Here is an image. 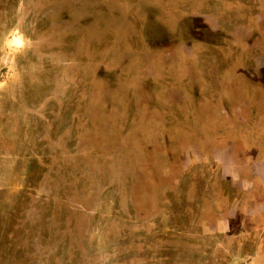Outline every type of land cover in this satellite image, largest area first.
I'll return each instance as SVG.
<instances>
[{"label":"rangeland","instance_id":"rangeland-1","mask_svg":"<svg viewBox=\"0 0 264 264\" xmlns=\"http://www.w3.org/2000/svg\"><path fill=\"white\" fill-rule=\"evenodd\" d=\"M203 2L0 0V264H264V184L190 168L154 80Z\"/></svg>","mask_w":264,"mask_h":264},{"label":"crops","instance_id":"crops-1","mask_svg":"<svg viewBox=\"0 0 264 264\" xmlns=\"http://www.w3.org/2000/svg\"><path fill=\"white\" fill-rule=\"evenodd\" d=\"M259 4L255 17L261 29L249 22V11L245 22L233 25L223 13L229 6L221 1L185 17L178 25L182 38L176 54L168 59L167 71L156 69L154 79L170 85L161 86L164 107L172 112L170 126L182 133L178 137L196 150L187 153L190 168L216 165L249 198V184L254 197L264 184V159L254 151L264 138L258 129L264 127V0ZM254 210L264 219V203Z\"/></svg>","mask_w":264,"mask_h":264},{"label":"flooded vegetation","instance_id":"flooded-vegetation-1","mask_svg":"<svg viewBox=\"0 0 264 264\" xmlns=\"http://www.w3.org/2000/svg\"><path fill=\"white\" fill-rule=\"evenodd\" d=\"M204 2L202 3L203 4V6H202V8H204V10L205 9H208L209 8V6H210V4H211V6H214L213 5V3L215 4L216 2H219L218 0H216V2H214V1H212V3H210L209 4V0H203ZM260 1H262V0H259V2ZM221 2H224L223 0L221 1ZM225 3V2H224ZM240 3H242V4H244V6L246 5L244 2H241V1H239V2H235V3H225V4H228L229 5V8L226 10L227 12L231 9V10H236V11H239V9L238 8H236V7H238V6H240ZM249 3H251V2H249ZM257 2H255L254 4H256ZM254 4H248V5H246L248 8H249V10H250V14H249V22H254V24L255 25H258L259 27H258V29H261V26H262V24H260V23H258V24H256V14L259 12V11H256V9H255V6H258L257 4L256 5H254ZM227 5V6H228ZM241 6H243V5H241ZM259 6H261L260 4H259ZM246 7V8H247ZM247 8V9H248ZM184 11H185V8L183 9ZM193 10H191V12L190 13H184L185 14V17H187L188 15H191V14H193V12H192ZM236 11H234V12H236ZM203 12V11H202ZM233 12V13H234ZM239 12H241V11H239ZM196 13V12H195ZM224 14H227L226 12H223ZM231 14V16L230 15H228V18H230V19H232V21H231V23L234 25V24H236L238 21H246V20H242V19H245V18H243L242 16H241V18L239 19L238 17H237V15H234V14ZM253 13V14H252ZM184 17V18H185ZM253 19V20H252ZM263 22V21H262ZM264 23V22H263ZM254 25V26H255ZM264 26V25H263ZM264 30V29H263ZM260 131H261V133L260 134H264V127H259L258 128ZM254 151H255V154H256V157L257 158H259L260 156L264 159V138H261L260 140H258V142H257V144H256V147L254 148ZM241 189L243 188V187H240ZM250 195H251V197L253 198V199H256L257 198V196H259L260 195V190H261V188H258V189H256V192H257V196L256 197H254V195H252V192L253 191H255V189H254V187L250 184Z\"/></svg>","mask_w":264,"mask_h":264}]
</instances>
